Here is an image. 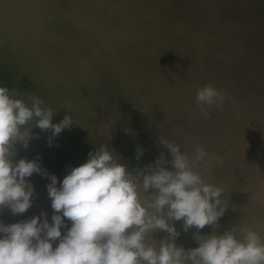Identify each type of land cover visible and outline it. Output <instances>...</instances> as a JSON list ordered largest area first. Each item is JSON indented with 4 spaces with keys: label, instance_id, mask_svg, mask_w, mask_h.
<instances>
[{
    "label": "clouds",
    "instance_id": "obj_1",
    "mask_svg": "<svg viewBox=\"0 0 264 264\" xmlns=\"http://www.w3.org/2000/svg\"><path fill=\"white\" fill-rule=\"evenodd\" d=\"M225 98L214 84L196 93L205 114L207 107H221ZM29 100L0 85V211L21 215L33 206L36 192L27 178L35 173L49 181L53 214L51 222L43 211L11 224L0 220V264H264L260 233L244 229L241 238L235 227L216 231L227 207L223 188L207 182L200 171L207 156L203 147L189 154L160 136L171 159L161 153L153 163L130 171L114 150L101 144L59 181L39 157L16 160L15 146H29L33 121L42 131L51 130V146L73 118L66 114L54 123L52 108L38 96ZM143 153L138 146V161ZM176 221L183 222L184 232L196 229L197 247L177 245L181 233ZM205 226L212 231L201 234ZM158 230L167 233L159 242L152 236Z\"/></svg>",
    "mask_w": 264,
    "mask_h": 264
},
{
    "label": "rangeland",
    "instance_id": "obj_2",
    "mask_svg": "<svg viewBox=\"0 0 264 264\" xmlns=\"http://www.w3.org/2000/svg\"><path fill=\"white\" fill-rule=\"evenodd\" d=\"M244 2L245 0H154L153 4H149L145 0L144 4L141 2L133 4V0H126L125 3L128 6L133 4L128 9V13L134 9L140 10L145 6L154 5L155 8L169 7L173 18H182L179 23L173 24L176 27L169 33L164 32V34L159 36L151 34L145 35V33H143L135 39V43L131 42L127 38L114 36L113 32H119L117 28L120 25L133 26L135 24L137 26L134 28L140 29L142 24L147 21L143 22L145 18L142 17L136 19L135 16H127L124 17L127 21L121 22L120 15L118 13L120 8H117L114 11L112 6H107L104 7L106 9L104 15L98 13V15L92 17L90 20L84 19L77 21L79 24L83 21L85 27H89L98 25V18H102L107 14L108 17H113V21L117 23V28H114L113 30H111L112 28H109L106 32H100L99 34H94L93 37L92 35L87 37V40L91 39L93 42L99 43L95 45L97 48L96 50L88 52L86 56L82 58L83 63L86 65L93 62L92 64L94 66L92 67L95 70L97 68L102 69L105 72L116 74L118 84L115 83L107 87L108 89L115 91V93L120 90H124V96H131V94L138 96L141 91L144 90L145 94L148 92L149 96L153 95L155 100L148 104L150 109L146 119L125 123L123 125H126V127L123 130L106 133L103 143L94 136V133L90 132L88 125H84L85 128L81 129L66 130V135L71 138V142L66 143V145L69 146L66 150L61 147L62 144L59 143L58 136L55 137L52 145L49 146L48 140L51 136V130L42 131L38 127H35V122L30 123L28 127L32 128L33 139L29 142L28 147L31 151L33 150L34 153L35 151L38 152L42 167L47 169L49 173L57 175L59 181H61L65 169L83 164L88 159L90 151L96 150L101 144H107L108 147L114 150L115 154L119 157V161L128 165V170L133 171L136 170V168H144L146 165L153 163L161 155V153L164 154L166 159H171L169 150L164 145L159 143V137L161 136L167 138L175 144H180L179 146L183 147L184 145L182 151L188 152L189 154L194 153L198 146L203 147L207 156L201 162L200 171L207 182L216 184L220 187L224 185L225 183H221L220 178H222V175L225 174V172H229L230 175V169L228 170L227 168V171L224 173L220 170L216 178H209V175L207 174L212 172V167H207V165L210 162L212 152L218 149L216 137L221 133V126L225 123L229 111L234 107L240 106L237 101V94H233L232 98H230L221 107H217L212 112V116L205 122L206 125L204 123L205 126L203 125L204 129L202 131L197 130V127L193 130V133L187 134V132H183L182 134V126L189 121L187 118L184 119V113L186 111L188 113L191 111L192 104L196 101V93L199 88L204 86V82H206V84H214L217 89L223 88L220 90H223L224 92L228 90L227 88H229V86L234 90L239 89V91L242 92H239L240 95L245 94L243 97L246 95L247 97L248 95L250 97L252 94V100L247 101L248 98H244V100L247 101L245 102L246 106L251 110H255L256 113L264 112V76H262L264 75V72H261L264 68V66L262 67L264 64V56H260L262 54L264 55V27H261L264 26V5L261 4V6H259L256 3H252V0H246V2H249V4L245 3L246 5ZM253 2L255 1L253 0ZM5 3L6 2L3 0V4ZM37 3L38 2H34L31 4L33 6L36 5L34 6L36 7L34 10L40 9L39 7L41 6V3ZM238 5L241 7L242 11L239 10L240 8ZM84 6L85 8L89 7L87 4ZM113 6L118 7V4ZM196 6H201L199 7V11L196 16L183 18L185 15L189 14V10L191 8ZM236 7H238V9ZM68 8L73 9L75 6L73 7L69 5ZM207 9H215L216 13L208 14L205 12ZM76 10L81 11L80 9ZM255 11L258 12H256L257 16H255ZM85 12H87V10ZM48 15H50L49 12ZM81 17L82 12L79 14V18ZM35 18H37V15ZM254 18L255 20H253ZM0 19L4 21L7 20V22L16 20L12 14H2ZM59 19L60 17L53 22H44V24L51 27L56 25L58 27L71 25L70 20ZM257 19L262 22L257 21V23H255ZM255 24L257 26L261 24L259 27H261L262 30L261 28L257 30V26ZM247 26L252 29L249 30ZM254 26H256V28ZM253 29H256L259 34L260 32H263L259 37L258 34L254 36V34H256V30ZM252 30L253 32H251ZM67 37L68 35H66L63 40L67 39ZM250 38L251 40H249ZM253 38H256V40ZM182 39H185L184 41L187 40L191 42V46L187 49L188 54L186 58L177 57V55L173 56V52L179 50L178 45L181 43ZM33 40L34 39L32 38V42ZM50 40H53V38L43 40L41 43L44 44ZM152 41L154 46H157L158 43L161 42L158 45V54H162V60H159V55L156 56L154 54H147L144 56L143 60L133 62L132 55L134 53H138V51H141L143 48H146L143 46L151 43ZM253 41H255L254 45ZM258 45L262 49L259 48ZM19 48L20 47H14L10 50H14L16 52ZM60 49L63 48L60 47ZM260 51H262V53H260ZM12 52L9 53V51H7L3 54V56L0 55V57L7 59L12 56ZM247 52L248 55L253 53L252 56H248ZM59 53L62 54L63 52L61 51ZM256 54L258 56H256ZM257 59L259 62H257ZM107 60L110 62L107 63ZM50 61L52 62L53 58L50 57ZM235 61L238 63L236 64ZM74 64L77 66L76 63ZM257 71H259V73H257ZM64 74L69 75L71 80L73 76H76L71 75L72 73L69 71H65ZM238 77L244 80H240ZM45 80L46 79H44V81ZM81 80L82 77H79L77 80H72L73 83L70 84V86L79 89V82ZM161 81L165 82L166 85L160 87ZM246 81L247 83L249 82L247 85ZM42 84H45V82H42ZM244 86L245 89H247L246 93H243L245 92V89L243 88ZM39 88L40 93L36 94V96L43 100L44 107H50L53 110L59 109V111L65 110L68 107V101L65 99L63 102L60 98L62 95V90L60 88L53 90V92L59 94V97L51 96L47 99L46 96L42 95V88L39 85L33 87L31 93L34 92L35 89L39 90ZM172 95H175L176 99L169 101V98ZM173 106V109H168ZM123 108L126 109V111L123 112V116L131 114L129 108ZM165 109H168L169 112L167 118L168 122L165 126L155 124L154 120L161 116V114L165 112ZM200 113L201 112H199L198 115ZM83 115V113H80L77 119H74V117L72 115L71 116L73 120H81ZM181 120H183L181 123L183 125L180 124L177 125V127L171 126L172 122ZM254 121L256 120H254L253 117L246 118L245 122L241 124L244 126V128H242L243 130H236L234 132V136L230 139L229 146L226 151L228 164L235 162L251 143L259 144L256 152L264 155V129L259 124L254 130H251V124L254 123ZM87 122L88 121L85 120L84 124ZM126 129H130L131 131L126 132ZM109 135L111 136L110 140L108 139ZM132 139L140 142L142 144V148L144 149V153L140 157L139 161L137 159L134 161L128 160L127 152L120 156V151L125 149L127 144ZM15 147L19 148L23 147V145L17 144ZM75 157L77 160H75ZM134 165H137V167H134ZM165 166L168 168L172 167L171 164ZM27 179L34 185L36 192L33 206L26 213L21 215H13L10 211L9 213L4 212L5 210H9L4 208L0 211V220H3L5 224L19 222L32 217L33 215H38L42 211L47 212L49 221L51 222L53 209L51 208V201L49 200L46 189V184L49 181L46 178H42L41 175L35 173ZM227 179H229V177ZM222 199L224 206L232 208L234 213L233 215L230 214L229 209L225 211V214H227L229 218L225 216L223 217L222 222L219 224V228L216 229L218 233L225 231L228 226H231L234 222L245 219L244 217L251 215L256 209H262L261 206L264 204V182L253 184L250 187H247L246 190L237 189L229 196L224 193ZM225 200L227 204H225ZM242 214H245V216ZM254 217L262 219L264 215L262 213H256ZM190 230L191 232H196L195 228ZM200 231L201 234H207L212 231V228L210 226H205V228ZM191 232H187V234H184L183 231L180 232L183 234L180 237V240L185 239ZM191 243L192 245L190 248L198 246L194 237H192Z\"/></svg>",
    "mask_w": 264,
    "mask_h": 264
},
{
    "label": "bare ground",
    "instance_id": "obj_3",
    "mask_svg": "<svg viewBox=\"0 0 264 264\" xmlns=\"http://www.w3.org/2000/svg\"><path fill=\"white\" fill-rule=\"evenodd\" d=\"M4 1L6 2L5 4H3V0H0V16L2 14L3 15L12 14V16H14L16 20L7 22V20L4 21L0 19V55L3 56V54L6 53L7 51H9V53L13 51L11 53L12 56L8 57L7 59L0 57L1 58L0 85L8 87L10 90L15 89L18 92L19 96L25 99L28 103H31V101L29 100L30 96L33 95L36 96V94L40 93V88L39 90L35 89L34 92L31 93L32 88L36 87V85H39L42 88L41 93L42 95L46 96V99L51 96L59 97L58 93L53 92L54 89L57 90L60 88L62 90V95L60 96V98L61 100H63V102L65 101V99L68 101V107L62 111H59V109L53 110L55 112V115L53 117V122L58 123L63 119V117L66 114L72 115L74 119L75 118L77 119L80 113L84 114L81 120H73L74 122L73 125L70 128L64 129L58 135L59 143L62 144L61 147L64 150L68 149L69 147L66 145V143L71 142V138H69L65 133L66 130L81 129V128H85L84 125H88L90 132L94 133V136L100 142L103 143L106 133H113V131L123 130L126 127V125H123L125 123L135 120L146 119L150 109L148 104L152 103L155 100L153 95L149 96L148 92L147 94H145L144 90L141 91V93L138 96H135L134 94H131V96L130 95L124 96V90H120L119 92L115 93V91L110 90L107 87L115 83L118 84L117 81L118 79L116 74H113L111 72H105L102 69L96 68V70L98 71L97 72L92 67L94 66L92 64L93 62H90L89 64L85 65V63H83L82 61V58H84V56H86L88 52L97 49L95 45L99 43V42L98 43L93 42L91 39L87 40V37L91 35L93 37L94 34H99L100 32H106L109 28H112L111 30L117 28L116 25L117 23L113 21L112 19L113 17L111 16L108 17L107 14L102 18H98V22H99L98 25L89 26V27H85L83 21H81V24L77 23V21L84 19L90 20L92 19V17L98 15V13L104 15L106 12V9L104 7L107 6H112V9L114 11L117 8H120L118 10V13L120 15L121 22L127 21L124 18L127 16H135L136 19L142 17L145 18L143 22L147 21L144 22L142 26L139 25L141 26L140 29L134 28L137 26L135 24L133 26L120 25L117 28L119 32H113L114 36H118L119 38H127L131 42L135 43L136 42L135 39L138 38L143 33H145V35L151 34V35L159 36L164 34V32L169 33L176 27L173 24L179 23L182 20V18L179 19L173 18L170 12L171 9L169 7L155 8L154 5H148L141 8L140 10L134 9L131 10L130 13H128V9L131 7V5L140 2L144 4L145 0H133V4L129 6L125 3L126 0H119V1L117 0H4ZM146 1L149 4H153L154 2V0H146ZM254 1L255 2H253L252 0V3H256L259 6H261V4L264 5L263 2L264 0H254ZM34 2H38L37 4L41 3V6L39 7L40 9L34 10V8L36 9V7H34L36 5L34 6L31 5ZM245 3L249 4V2H246V0L244 4ZM85 4L89 5V7L85 8L84 6ZM115 4H118V7H114L113 5ZM69 5L73 7L75 6V8L69 9L68 8ZM199 7L201 6H196L191 8L189 10V14L185 15L183 18L196 16L197 12L199 11ZM236 8L238 9V7ZM239 8H240L239 10L242 11L240 6ZM76 9H80L81 11L79 10L77 11ZM86 10L87 12H85ZM257 11H255V16H257L256 15L258 13ZM48 12L50 13V15H48ZM80 12H82L81 18H79ZM205 12L208 14H215L216 10L207 9L205 10ZM36 15L37 18H35ZM59 17L60 19L70 20L71 25L70 26L66 25L61 27H58L56 25L51 27L44 24V22H50V21L53 22ZM17 19H21V20H17ZM103 20H107V21H103ZM253 20H255V18ZM257 21L262 22L257 19L255 23H257ZM100 22H104V23H100ZM256 26L254 27L256 28ZM259 26H261V24ZM259 26H257V30L260 29L261 27L262 28L264 27V26L261 27ZM250 29L252 28H249V30ZM253 30L251 32H253ZM257 30L255 31L256 34H254V36L258 34L259 37L264 30L260 32V34L257 33ZM66 35H68L67 39L63 40ZM32 38L34 39L33 42H32ZM49 38H53V40H50L44 44L41 43L43 40ZM253 39L256 40V38ZM184 40L185 39H182L181 43H179L178 45L179 50L174 51L173 56L177 55V57H184V58L187 57L188 54L187 49L191 46V42ZM249 40H251V38ZM254 42L255 41H253V45ZM160 43H158V45ZM158 45L154 46L153 41L147 45H144L143 47L146 48H143L141 51H138V53H134L132 55L133 62H136L138 60H143L144 56L147 54H154L156 56L159 55V60H162L163 58L162 54H158V47H159ZM14 47L16 48L20 47V48L16 52L14 50L11 51L10 49ZM60 47L63 49H60ZM259 48L261 47L259 46ZM61 51L63 52L62 54L59 53ZM262 51H260V53H262ZM159 52H160V48H159ZM252 54L249 55L252 56ZM256 56L258 55L256 54ZM260 56L263 57L264 55L262 54ZM50 57L53 58L52 62L50 61ZM73 62L76 63L78 67L75 66ZM106 62L108 63L110 61L107 60ZM257 62H259V60ZM263 66L264 64L262 65V67ZM263 70L264 68L262 69V71L261 70L260 71L264 72ZM65 71H69L70 73H72L71 75H76L72 77V80H77L79 77H82V80L79 82V86H80L79 89L70 86V84H72L73 82L70 79L69 75L64 74ZM257 73H259V71H257ZM44 79L46 80L44 81ZM239 79L244 80L242 78ZM42 82H45V84H42ZM248 83L246 81V85ZM165 85H166L165 82L161 81L160 87H163ZM205 85H207L206 82H204V86ZM245 86L243 87L244 89ZM227 89L228 90L225 91L226 98L223 104H225L230 98H232L233 94H237V101L239 102L240 106L234 107L229 111L225 123L221 126V133L216 137V141L218 142V149L212 152L210 162L207 165V167H212V172L207 175H209L208 176L209 178H214V177L216 178L220 170L222 171V173H224L225 171H227V168L228 170L230 169V175L229 172H225V174L222 175V178H220L221 183L222 182L225 183L221 187L223 188L225 195L229 196L237 189L246 190L247 187H250L253 184L264 182V155L258 154L256 152L259 144L251 143L250 146L241 153L238 159L231 164H228L226 157V151L229 146L230 139L233 138L234 132L236 130L238 131L243 130L242 128H244V126H242L241 124L245 122L246 118L253 117L254 120H256L254 121V123L251 124V130H254L259 124L264 129V112L256 113L255 110H251L246 106L245 102L253 99L252 94L250 97L249 95L248 97L247 95L243 97V95L245 94L240 95L239 92L240 93L242 92L239 91V89L238 90L235 89L236 93L235 90L232 89V87L230 88V86ZM246 90L247 89H245L244 90L245 92L243 93H246ZM246 97L248 98L247 101L244 100V98ZM175 99L176 96L172 95L169 98V101ZM123 107L129 108L131 114L128 116H123V112L126 111V109ZM173 108L174 106L168 109H173ZM216 108L217 106L207 107V114H205V112L201 111L200 106L197 105L195 101V103L192 104L191 111L189 113L187 111L184 113V119L187 118L189 119V121L184 126H182L183 127L182 128L183 130L181 129L182 134L183 132H187V134L193 133L194 132L193 130H195L197 127L199 128V129L197 128V130L202 131L204 129L203 127L204 123L212 116L211 114ZM168 109H165V112L154 120L155 124L161 126L166 125V123L168 122L167 118L169 115ZM199 112L201 113L198 115ZM85 120H87L88 122L84 124ZM183 120L174 121L171 123V126L177 127V125H180ZM138 146L142 147V144L136 141L135 139H132L127 144L126 148L120 151V156L127 152L128 160L130 161L136 160V149ZM180 148L182 150L184 148V145L183 147L180 146ZM37 157H39L38 152L35 151L34 153L33 150L31 151L29 147L16 148V157H15L16 160H19L20 158H27L29 160H32ZM75 160H77L76 157ZM134 167H137V165H134ZM71 169L72 168H68L64 170V174L61 181L71 171ZM228 177L229 179H227ZM225 204H227L226 200H225ZM261 208L262 209L260 208L256 209L251 215L244 217L245 219L234 222L231 226H228L226 230H230L231 228L235 227L238 230L241 238H243L244 229L255 230L258 233H260L262 236H264V217L262 219L260 218L258 219L254 217L256 213H262L264 215V204H262ZM227 209H229L230 214L233 215L234 213L233 209L232 208H227ZM4 212L9 213V210H5ZM242 215L245 216V214ZM224 216L229 218L227 214H224ZM223 217L220 218L219 224L222 222ZM68 223L70 226V221ZM174 223L177 230L179 232H182L183 222L176 221ZM187 232H191V230ZM187 232H184V234H187ZM195 233L196 232H191L186 236L185 239L180 240V237L183 235L181 234L176 240L177 245L183 246L185 249L190 248V246L192 245L191 243L192 237L195 236ZM166 235H167L166 232L159 230L152 234L153 238L157 242L163 239Z\"/></svg>",
    "mask_w": 264,
    "mask_h": 264
}]
</instances>
